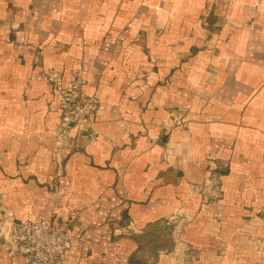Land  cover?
<instances>
[{
    "label": "crops",
    "instance_id": "crops-1",
    "mask_svg": "<svg viewBox=\"0 0 264 264\" xmlns=\"http://www.w3.org/2000/svg\"><path fill=\"white\" fill-rule=\"evenodd\" d=\"M0 213L64 227L60 264H264V0H0Z\"/></svg>",
    "mask_w": 264,
    "mask_h": 264
},
{
    "label": "built area",
    "instance_id": "built-area-1",
    "mask_svg": "<svg viewBox=\"0 0 264 264\" xmlns=\"http://www.w3.org/2000/svg\"><path fill=\"white\" fill-rule=\"evenodd\" d=\"M46 77L62 112L61 122L54 132V153L58 155L67 145L72 126L79 130L89 127L97 112L98 100L84 92L87 82L81 71L74 72L67 83L58 72H49ZM175 121L185 127L179 117ZM5 233L7 240L18 245L30 264H60L74 245L65 228L51 220L16 224L0 213V235Z\"/></svg>",
    "mask_w": 264,
    "mask_h": 264
}]
</instances>
